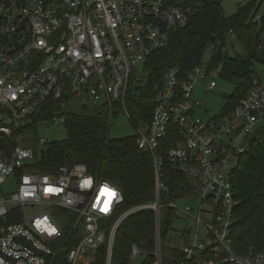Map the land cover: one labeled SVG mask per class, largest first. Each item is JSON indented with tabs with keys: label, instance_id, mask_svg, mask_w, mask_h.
<instances>
[{
	"label": "built area",
	"instance_id": "2783aa9c",
	"mask_svg": "<svg viewBox=\"0 0 264 264\" xmlns=\"http://www.w3.org/2000/svg\"><path fill=\"white\" fill-rule=\"evenodd\" d=\"M191 9L181 0H0V139L49 101L61 107L49 121L64 125L73 114L67 101L77 97L106 112L109 125L116 110L134 122L137 147L150 156L154 175L153 199L123 210L106 231L101 221L123 202L120 188L80 162L40 172L42 140L30 145L17 137L12 148L0 143V264H90L104 243L105 264H111L118 225L143 210L153 214L151 264H167L164 246L183 253L177 264H264V250L240 255L233 249L230 180L248 140L264 126V77H254L231 110L204 121L193 93L197 85L213 89L215 81L204 82L218 69L209 72L207 62L184 71L171 66L153 86L150 119L134 121L129 111L128 102L145 93L147 57L186 26ZM214 46L207 47L210 54ZM166 169L185 179L174 184V195ZM10 179L15 188L5 194ZM38 205L40 211H28ZM164 209L174 213V222L179 213L192 219L194 238L174 223L163 237ZM142 255L131 244L130 261Z\"/></svg>",
	"mask_w": 264,
	"mask_h": 264
},
{
	"label": "trees",
	"instance_id": "16d2710c",
	"mask_svg": "<svg viewBox=\"0 0 264 264\" xmlns=\"http://www.w3.org/2000/svg\"><path fill=\"white\" fill-rule=\"evenodd\" d=\"M181 1L192 5L188 22L186 26L172 32L167 45L154 51L144 62L143 71L147 76L145 93L137 102H128L134 121L139 119L147 122L150 119L153 86L161 81L166 69L178 66L184 71L202 63L207 47L211 44L215 46L206 61L208 71L218 69L220 78L234 83L233 94L222 113L231 110L249 89L256 73L254 61L264 63V41L260 38L264 29V15H261V20H253L261 1L251 0L238 5L232 15H226L223 11L221 0ZM229 30H232L233 37L243 45L244 55H228L226 43L230 36ZM56 112H61L60 101H49L38 115L31 118L30 125L20 127L10 137H2L0 143L12 148L20 133L30 131L35 137L33 144L36 145L39 140L36 138L35 123L50 120ZM106 117V112L100 109L81 116L68 115L64 124L66 139L47 142L38 153L35 168L40 172H53L59 165L80 162L86 164L93 175L120 188L123 202L110 217L101 221V226L107 231L123 210L153 199L154 175L151 158L137 147L136 135L109 138ZM165 173L166 183L173 194L174 184L178 186L185 179L168 169ZM230 180L236 200L231 226L233 249L240 255L249 251H263L264 126L248 140L247 149L240 155ZM174 217L173 212L164 209L163 237L170 234ZM133 243L144 254L139 264H151L154 256L153 214L150 210L132 213L120 222L115 232L111 264H130V248ZM71 245V242L66 244L67 247ZM105 252L104 243L96 250L90 264H105ZM163 257L167 264H177L179 258L184 259L183 253L178 249L166 246L163 247ZM172 258L175 261H171Z\"/></svg>",
	"mask_w": 264,
	"mask_h": 264
},
{
	"label": "rangeland",
	"instance_id": "374dc122",
	"mask_svg": "<svg viewBox=\"0 0 264 264\" xmlns=\"http://www.w3.org/2000/svg\"><path fill=\"white\" fill-rule=\"evenodd\" d=\"M249 1L251 0H221L220 3L226 15H232L236 11L238 5L244 4ZM258 1H261V5L257 10V14L264 15V0ZM226 50L229 56H232L234 54H245L243 45L233 36L229 37V39L227 40ZM209 57L210 53L208 50H206L202 62H206ZM254 69L256 72L254 77H264V63L254 61ZM138 74L140 75V77H144L141 66L139 68ZM212 80L216 83V86L213 89L207 91L201 85H197L193 93V97L201 102V109L198 114L204 121L214 117L215 115H218L224 109L230 95L233 94L234 91V83L220 78L217 73H211L204 83H208ZM66 109L68 111H71L74 115L81 116L92 113L95 109H97V107L95 105H91L89 102L83 105L80 99H78L77 97H72L67 101ZM106 121L108 124V117H106ZM30 124L31 121H28L23 124L22 127ZM32 124L34 125V123ZM34 128L37 134L36 138H38V140H42L44 143L59 142L66 139L67 137L66 127L62 123L55 124L49 120H39L35 123ZM136 131L137 130L134 122L130 120L127 115H125L124 113H120L119 110L114 111L110 119V125L107 131V135L109 138H120L124 136L136 135ZM34 138L35 137H33V133L30 131L26 133H20L18 136V139L21 143L30 145L34 143ZM14 184L15 182L13 181V179H10L4 184L3 192L7 194L13 191L15 188ZM180 203L182 205H185L186 203H188V201L182 200L180 201ZM191 205L192 204H190V206ZM42 207V205H38L33 208H29L28 211L34 214L40 211ZM65 214L66 215L60 217V221L67 223V217L70 215V213L68 214L66 212ZM179 215L181 219L175 221L173 226L179 231L182 229L188 231L189 229V238L193 239L195 234V222L190 218H185L181 213H179ZM56 223L58 224V221H56ZM199 232L202 233L203 229L199 228ZM141 260L142 257L138 256L137 259L130 261V264H139Z\"/></svg>",
	"mask_w": 264,
	"mask_h": 264
},
{
	"label": "crops",
	"instance_id": "0c3cea01",
	"mask_svg": "<svg viewBox=\"0 0 264 264\" xmlns=\"http://www.w3.org/2000/svg\"><path fill=\"white\" fill-rule=\"evenodd\" d=\"M108 127H109V125H108ZM173 228H174V229H177V228H175L174 226H173ZM141 252H142V251H141ZM142 254H143V253H142ZM141 257H142V259H143L144 255H142Z\"/></svg>",
	"mask_w": 264,
	"mask_h": 264
},
{
	"label": "snow or ice",
	"instance_id": "6c2138e0",
	"mask_svg": "<svg viewBox=\"0 0 264 264\" xmlns=\"http://www.w3.org/2000/svg\"><path fill=\"white\" fill-rule=\"evenodd\" d=\"M109 195H114V194H112V193H109Z\"/></svg>",
	"mask_w": 264,
	"mask_h": 264
}]
</instances>
